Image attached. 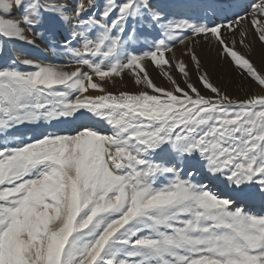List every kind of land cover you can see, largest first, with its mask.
I'll return each mask as SVG.
<instances>
[{
  "label": "snow or ice",
  "instance_id": "snow-or-ice-1",
  "mask_svg": "<svg viewBox=\"0 0 264 264\" xmlns=\"http://www.w3.org/2000/svg\"><path fill=\"white\" fill-rule=\"evenodd\" d=\"M0 264H264V0H0Z\"/></svg>",
  "mask_w": 264,
  "mask_h": 264
},
{
  "label": "rangeland",
  "instance_id": "rangeland-1",
  "mask_svg": "<svg viewBox=\"0 0 264 264\" xmlns=\"http://www.w3.org/2000/svg\"><path fill=\"white\" fill-rule=\"evenodd\" d=\"M38 43H39V42H38ZM39 46H40V47L35 48V49H31V48H29L28 51H30L34 57H37V58H39V57H48L49 59H52V57H50V56L48 55V53L45 52L44 45L42 46V44H41V45H39ZM41 46H42V47H41ZM42 48H43V49H42ZM52 53H53V55H55L54 52H52ZM64 127H65V128H68V127H71V126L65 125ZM26 135H27V136H33V137H34L35 135H38V133H33L32 131H27V132H26Z\"/></svg>",
  "mask_w": 264,
  "mask_h": 264
},
{
  "label": "bare ground",
  "instance_id": "bare-ground-1",
  "mask_svg": "<svg viewBox=\"0 0 264 264\" xmlns=\"http://www.w3.org/2000/svg\"><path fill=\"white\" fill-rule=\"evenodd\" d=\"M41 45V44H40ZM42 46H43V44H42ZM41 46V47H42ZM40 47V46H39ZM45 48V52L46 53H48V55L50 56V57H52V59H56V57H55V55H53V53H52V51L51 50H49L48 48H46V47H44ZM43 49V48H42Z\"/></svg>",
  "mask_w": 264,
  "mask_h": 264
}]
</instances>
